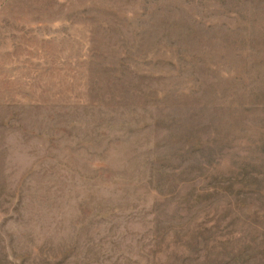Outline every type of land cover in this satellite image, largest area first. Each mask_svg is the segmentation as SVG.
Masks as SVG:
<instances>
[{
    "label": "rangeland",
    "instance_id": "rangeland-1",
    "mask_svg": "<svg viewBox=\"0 0 264 264\" xmlns=\"http://www.w3.org/2000/svg\"><path fill=\"white\" fill-rule=\"evenodd\" d=\"M0 264H264V0H0Z\"/></svg>",
    "mask_w": 264,
    "mask_h": 264
}]
</instances>
